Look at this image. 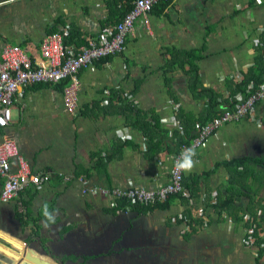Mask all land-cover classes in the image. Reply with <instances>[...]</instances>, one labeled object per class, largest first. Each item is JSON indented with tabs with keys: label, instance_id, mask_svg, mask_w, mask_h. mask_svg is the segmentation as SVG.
<instances>
[{
	"label": "crops",
	"instance_id": "obj_1",
	"mask_svg": "<svg viewBox=\"0 0 264 264\" xmlns=\"http://www.w3.org/2000/svg\"><path fill=\"white\" fill-rule=\"evenodd\" d=\"M133 1L0 0V55L4 44L19 45L44 64L46 35L89 45L108 26L110 4L121 14ZM162 6L148 27L136 22L122 53L80 71L76 115L59 84L15 96L0 142L15 141L33 175L51 179L0 199V264H264V98L253 118L224 124L196 150L195 167L184 172L187 194L166 207L115 211L117 199L90 191L170 181L180 139L196 135L209 102L192 88L187 65L164 72L172 51L203 47L200 81L220 110L244 98L236 86L251 72L264 73V0ZM241 158L253 160L228 167ZM3 183L0 176V194Z\"/></svg>",
	"mask_w": 264,
	"mask_h": 264
},
{
	"label": "built area",
	"instance_id": "obj_2",
	"mask_svg": "<svg viewBox=\"0 0 264 264\" xmlns=\"http://www.w3.org/2000/svg\"><path fill=\"white\" fill-rule=\"evenodd\" d=\"M168 0H134L132 8L120 22L105 27L102 33L89 45H66L63 34L55 32L46 35L40 46L44 64L34 65L27 52L19 45L6 43L0 55V129L6 128L12 117V105L15 96L32 85L63 84V105L71 115H76L79 107V90L81 88L80 71L93 65L97 60L106 59L124 51L126 41L134 35L135 24L142 20L149 26L153 8ZM248 91L254 89L253 83L247 86ZM264 98V83L249 96L231 102L232 107L221 110L216 118L199 127L196 135L180 146L174 156L171 179L168 184L157 189L129 187L127 189L93 188L94 194L102 193L115 199H127L131 202L162 203L170 194L184 190L182 181L184 172H177L175 164L183 150L200 148L215 132L227 123L240 122L254 117L256 104ZM18 163L17 170L11 169V162ZM0 176L4 183L0 194L2 201L16 197L30 184L39 186L47 182L50 174L33 175L25 159L20 154L17 143L11 139L0 142ZM253 228L250 233H253ZM264 239V233L261 235ZM254 244L255 240H250ZM264 248V243L261 244Z\"/></svg>",
	"mask_w": 264,
	"mask_h": 264
},
{
	"label": "trees",
	"instance_id": "obj_3",
	"mask_svg": "<svg viewBox=\"0 0 264 264\" xmlns=\"http://www.w3.org/2000/svg\"><path fill=\"white\" fill-rule=\"evenodd\" d=\"M170 1L171 0H168L166 2H161V5H163L162 10L170 4ZM111 5H112V3L110 4V7H109L110 12H109V15L107 17V24L106 25H108V26H109V23L113 19L117 20L114 24L120 22L121 19L123 18V16L132 8L131 3H128L126 9H123V12H121V14H120V9L118 8V5H112V6ZM116 15H120L119 19L116 18ZM114 24H111V25H114ZM76 37L79 38V36H76ZM67 38H69V37L64 38V42L66 45L69 44V42L66 40ZM74 38L75 37L71 36L72 40ZM72 40H70V42ZM202 51H203V47L200 50L176 51V52L172 51L171 52V59H169L167 61L166 67H165L166 69L164 70V72L166 73L167 70L173 69L174 66L179 65V64H180V66L181 65H187L189 67L188 74L190 75V81H191L192 88L195 90L201 88L200 95L201 96L207 95V97L209 99L208 107L206 109V118L201 121L200 126H202V125L208 123L209 121L213 120L221 112V110L219 108L217 97L214 95V93L211 92L210 90L208 91L207 89L202 88V84H201L200 77H199V67H198V62L204 58ZM31 59L34 62V65H36V66L39 64H42V63H36L34 57H32V56H31ZM251 73H250V76L247 77V79H244L241 83L237 84V86H236L239 89V91L242 92V94L244 95V98L249 96L250 93L254 92V90L258 89L264 83V73L263 72L261 74H258V75H256L254 72H251ZM249 82L254 83V89L251 90L250 92L247 89ZM59 85H62V89H63V84H59ZM231 107H232V105H231ZM184 143H188V141L186 142L184 140V138L181 137L180 144L178 146L180 147V145H182ZM252 160L253 159H250V158H241V159H236V160L230 161L227 163V165H228V167L236 168L237 166L245 165L246 162H250ZM185 182H186V180L184 178V186H185ZM173 196H175V195L168 196L167 200L163 203H156L154 205L137 203V204H134L133 207L138 212H148V211H150L154 208H158V207L164 208L168 205L169 198L173 197ZM129 204H130V202L127 200H118L116 205H115L114 210L117 211V210L123 209L125 206H127ZM262 212L264 213V209H262ZM251 214H252V216L255 215L252 212H251ZM257 218H260V217L258 216ZM184 220L187 221V218H184ZM190 220H191V222H189V221L188 222H189L190 227H192L194 224V218L190 217ZM262 251H264V250H262Z\"/></svg>",
	"mask_w": 264,
	"mask_h": 264
},
{
	"label": "clouds",
	"instance_id": "obj_4",
	"mask_svg": "<svg viewBox=\"0 0 264 264\" xmlns=\"http://www.w3.org/2000/svg\"><path fill=\"white\" fill-rule=\"evenodd\" d=\"M195 156L196 151L194 148L183 150L181 156L176 161L175 170L177 172L190 173L196 165Z\"/></svg>",
	"mask_w": 264,
	"mask_h": 264
},
{
	"label": "bare ground",
	"instance_id": "obj_5",
	"mask_svg": "<svg viewBox=\"0 0 264 264\" xmlns=\"http://www.w3.org/2000/svg\"><path fill=\"white\" fill-rule=\"evenodd\" d=\"M32 172V171H31ZM33 174V173H32ZM39 174V173H38ZM35 175H37V174H35ZM50 179H51V175H50V178H49V180L48 181H50ZM171 179V178H170ZM47 181V182H48ZM170 182V181H169ZM168 182V183H169ZM167 183V184H168ZM182 184H183V187H184V190L182 191V192H180V193H174V194H170V195H185V194H187V192H186V188H185V186H184V174H183V181H182ZM166 185V184H165ZM164 185V186H165ZM41 185H39V186H36V185H33V184H30L29 186H27L25 189H23V191H21L16 197H14V198H12V199H10V200H8L7 202H9V201H13V200H15V199H18L19 197H20V195L23 193V192H25L28 188H30V187H40ZM163 187V186H162ZM161 188V187H160ZM103 189H108V188H103ZM112 189H114V188H112ZM144 189H146V188H144ZM159 189V188H158ZM109 190H111V189H109ZM147 190H157V189H147ZM102 194V193H101ZM104 195V194H103ZM169 195V196H170ZM108 196V195H107ZM111 197V196H110ZM168 198V197H167ZM167 198H166V200H167ZM117 200H127V199H117ZM165 200V201H166ZM127 201H129L130 202V204L129 205H127V206H125L123 209H120L121 211L122 210H125L126 208H131V209H134V207H133V205L134 204H137V203H139V202H131L130 200H127ZM164 201V202H165ZM156 203H158V202H156ZM156 203H154V204H156ZM163 203V202H162ZM144 204H147V203H144ZM149 204V203H148ZM154 204H149V205H154ZM119 210V211H120ZM118 211V210H117ZM190 226V225H189Z\"/></svg>",
	"mask_w": 264,
	"mask_h": 264
}]
</instances>
